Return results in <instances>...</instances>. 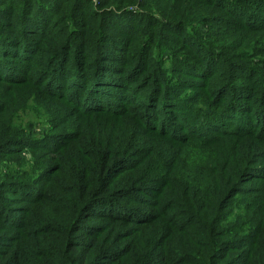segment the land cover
I'll return each mask as SVG.
<instances>
[{"label": "trees", "instance_id": "trees-1", "mask_svg": "<svg viewBox=\"0 0 264 264\" xmlns=\"http://www.w3.org/2000/svg\"><path fill=\"white\" fill-rule=\"evenodd\" d=\"M0 264H264V0H0Z\"/></svg>", "mask_w": 264, "mask_h": 264}, {"label": "rangeland", "instance_id": "rangeland-1", "mask_svg": "<svg viewBox=\"0 0 264 264\" xmlns=\"http://www.w3.org/2000/svg\"><path fill=\"white\" fill-rule=\"evenodd\" d=\"M95 1H96V0H95ZM27 122H28V121L26 120L25 124H26ZM34 131H35V130H34ZM46 131H47V127H37L35 132L39 134L38 137H42V136H44V135L46 134ZM23 157H24L25 160H27V158H28L29 156H27L26 154H24ZM4 169H8V168H7V165H3V166L1 167V171L4 170Z\"/></svg>", "mask_w": 264, "mask_h": 264}]
</instances>
